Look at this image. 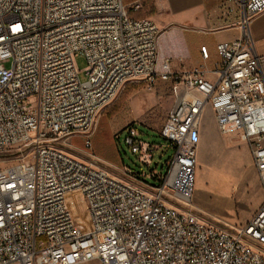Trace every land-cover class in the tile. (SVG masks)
Wrapping results in <instances>:
<instances>
[{
	"label": "built area",
	"instance_id": "2783aa9c",
	"mask_svg": "<svg viewBox=\"0 0 264 264\" xmlns=\"http://www.w3.org/2000/svg\"><path fill=\"white\" fill-rule=\"evenodd\" d=\"M237 2L243 34L217 44L209 79L203 68L178 72L161 61L160 29L132 19L123 0H0V264H264V200L241 224L195 205L209 107L221 134L248 145L264 195V55L250 33L264 0ZM164 82L179 90L160 131L175 150L165 175L118 174L73 153H89L72 138L91 149L100 114L126 85ZM138 134L129 126L126 142L149 167L156 146ZM72 192L86 201L88 231L68 207Z\"/></svg>",
	"mask_w": 264,
	"mask_h": 264
},
{
	"label": "rangeland",
	"instance_id": "374dc122",
	"mask_svg": "<svg viewBox=\"0 0 264 264\" xmlns=\"http://www.w3.org/2000/svg\"><path fill=\"white\" fill-rule=\"evenodd\" d=\"M75 62L80 71L81 79L84 81L86 79L85 70L87 69L88 61L84 56H80L76 58ZM128 85L122 89L111 105L100 114L92 131L91 149L87 147L83 136L72 138V144L77 151L87 150L89 153L71 152L88 162L97 163L118 174H122V172L119 169L116 170V168L123 169L127 167L138 173H149L151 170L156 169L158 173L165 175L167 172V161L174 155L175 150L161 136L160 131L168 114L176 104L179 90L168 82H164L152 89L138 85L137 91L129 95L126 101H121V96L127 95ZM117 102H120L121 109L117 115L111 117L109 115L110 108ZM212 120L216 121V117L214 111L209 107L205 112L202 125L204 126V133L209 132ZM132 125L137 128L139 139L156 146L153 152L154 157L149 167L139 158L138 154L132 151V147L126 142L128 128ZM219 153H221L220 150L211 152L207 149L199 155L195 203L220 220L238 224V221H246L253 216L256 212L255 206L259 205L260 196L262 195L264 199V195L259 180L253 189V172L246 171L238 176L239 173L235 174L229 168H219L222 164L230 165L231 162L230 154L219 155ZM10 161L7 165L12 164V160ZM3 167L5 165H0V168ZM211 167L216 170L213 176L210 173ZM140 178L149 184H156L149 177ZM67 204L76 225L83 231L90 230L92 228L91 217L82 194L79 192L68 194ZM86 264L102 263L91 261Z\"/></svg>",
	"mask_w": 264,
	"mask_h": 264
},
{
	"label": "crops",
	"instance_id": "0c3cea01",
	"mask_svg": "<svg viewBox=\"0 0 264 264\" xmlns=\"http://www.w3.org/2000/svg\"><path fill=\"white\" fill-rule=\"evenodd\" d=\"M136 1L123 0L128 7L134 6ZM152 1L156 7V13L148 18L160 29V60L170 59L173 69L178 72L203 68L206 76L209 79H214L216 77L215 70L221 60L217 52V44L233 42L241 38L243 34L242 10L237 2L239 0ZM250 33L254 39L255 52L258 55H264V12L251 20ZM203 49L209 51L208 59L203 57ZM133 84L144 86L140 83ZM203 129L204 126L201 128L199 155L207 149L211 152L220 150L219 155L230 154V165L222 164L219 168H229L235 174L239 173L238 176L246 171L253 172L254 189L259 180L256 167L248 145L240 134H221L217 122L213 120L208 133H204ZM215 172L214 167H211L212 176ZM260 197L259 205L255 206L256 212L264 200L262 195ZM246 221H238V224Z\"/></svg>",
	"mask_w": 264,
	"mask_h": 264
},
{
	"label": "trees",
	"instance_id": "16d2710c",
	"mask_svg": "<svg viewBox=\"0 0 264 264\" xmlns=\"http://www.w3.org/2000/svg\"><path fill=\"white\" fill-rule=\"evenodd\" d=\"M128 13L132 19H143L155 14L156 7L152 0H144L141 8L135 9L134 6L128 7ZM127 87L129 88L127 95H122L120 99L121 101H126L129 95L138 90V84H129ZM120 105V102H117L112 108H110L109 115L111 117H114L119 113L121 109Z\"/></svg>",
	"mask_w": 264,
	"mask_h": 264
}]
</instances>
